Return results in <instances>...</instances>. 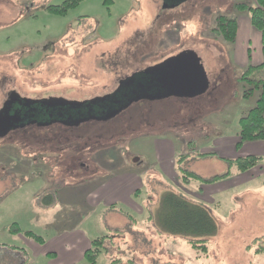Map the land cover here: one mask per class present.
I'll return each instance as SVG.
<instances>
[{
    "label": "rangeland",
    "instance_id": "obj_1",
    "mask_svg": "<svg viewBox=\"0 0 264 264\" xmlns=\"http://www.w3.org/2000/svg\"><path fill=\"white\" fill-rule=\"evenodd\" d=\"M63 1L0 0V103L12 88L73 103L113 100L125 79L188 50L203 60L211 87L195 99H144L109 120L55 126L38 140L23 133L0 139V264L26 259L2 248H28L26 232L51 240L74 228L84 238L56 264H88L82 253L102 237L98 264H264L256 253L264 237V147L243 149L244 157L262 158L258 167L208 182L228 172L223 158L239 157L240 120L259 97V91L244 97L253 86L242 77L243 64L264 62L260 32L248 10L236 9L256 0H113L109 7L86 0L65 17L46 11ZM222 15L238 20L233 44L215 31ZM42 45L44 52L34 50ZM253 78L264 79V70ZM173 152L187 156L181 169L201 179L186 183ZM209 152L219 156H200ZM113 176H125L122 188L101 190ZM167 191L211 211L218 232L204 239L206 254L191 242L201 239L162 234L151 220ZM48 195L56 198L50 207ZM111 199L120 200L116 207L107 205ZM13 224L21 230L14 236ZM29 256V264H52L35 251Z\"/></svg>",
    "mask_w": 264,
    "mask_h": 264
},
{
    "label": "trees",
    "instance_id": "obj_2",
    "mask_svg": "<svg viewBox=\"0 0 264 264\" xmlns=\"http://www.w3.org/2000/svg\"><path fill=\"white\" fill-rule=\"evenodd\" d=\"M86 0H64L61 5L48 6L46 11L52 15L65 17L69 11L77 8L82 2ZM105 6H111L114 4L113 0H103ZM236 9L238 11L248 10L250 13V24L260 32L262 53L264 56V0H256V6L250 7L247 4H237ZM238 20L229 18L222 15L216 19V33L222 37L227 43H234L238 34ZM264 70V62L258 67L249 66L245 71L242 80L248 81L253 87L246 90L244 93L245 98H249L254 95L255 91H259V97L256 105L240 120V131L238 134L239 142L238 148H241L243 144L249 142L263 141L264 142V79H251L253 75ZM106 98V97H105ZM110 96H107L106 100H111ZM119 99V98H118ZM98 104H102L99 103ZM133 104V103H132ZM131 106V105H130ZM96 116H103V114H97ZM93 120V119H91ZM67 122V124H72ZM70 126V125H65ZM200 156H206L205 154ZM187 156L182 155L178 157L177 165L180 171L184 174V180L186 183L190 180H200V178L190 172H186L181 169L182 164ZM262 158L256 156H246L231 160L228 163L230 167L240 173L244 174L261 164ZM222 177H214L208 182H216ZM140 192H136L137 197ZM45 204L51 205L54 202V196L48 195L45 199ZM155 226L160 233L191 237L194 239H201L199 241L192 240L194 248H200L203 254L207 253L205 238L212 237L217 234L218 227L211 211L205 206L204 203L195 200L187 199L172 191L163 193L157 212L151 217ZM11 233H20L21 230L17 224L9 230ZM24 235L30 239H33L38 244L44 245L45 239L36 235L33 232H26ZM106 237L99 238L92 242V248L85 253V260L88 264H98V258L101 254L102 248L105 247ZM260 247L256 253L264 254V237L261 240ZM26 254L23 249H20ZM121 259H116L110 264H121Z\"/></svg>",
    "mask_w": 264,
    "mask_h": 264
},
{
    "label": "flooded vegetation",
    "instance_id": "obj_3",
    "mask_svg": "<svg viewBox=\"0 0 264 264\" xmlns=\"http://www.w3.org/2000/svg\"><path fill=\"white\" fill-rule=\"evenodd\" d=\"M44 50H46L44 45L37 47V52H44ZM166 70V67H159L153 72H145L142 76H138V73L133 74L121 83L120 87L125 85L126 88L120 89L122 95L119 99L99 102L102 104H86L77 109H71L69 106L63 107L61 97L46 98L41 94L26 95L14 88L9 89L0 103V135L4 133L0 139L10 134L23 133L28 139L37 138L38 140L44 137V131L47 129L64 126L65 120L72 122L82 117H93L116 110L138 97L163 94L168 87L167 82L162 78ZM30 129L34 132L28 133ZM31 149L34 150V148ZM42 166L45 165L42 164ZM44 173L50 178L48 171ZM44 173L40 175L44 176Z\"/></svg>",
    "mask_w": 264,
    "mask_h": 264
},
{
    "label": "water",
    "instance_id": "obj_4",
    "mask_svg": "<svg viewBox=\"0 0 264 264\" xmlns=\"http://www.w3.org/2000/svg\"><path fill=\"white\" fill-rule=\"evenodd\" d=\"M159 67H166V72L163 74V80L167 82V89L163 94L154 95L149 94L144 97H138L132 101H128L127 104L120 106L116 110L104 113L103 116H93V117H82L78 120H74L72 124H67V120L63 122L64 125L78 126L83 122L93 120H109L117 116L124 109L128 108L132 103L138 102L140 100H161L170 97H180L184 99H195L205 93L211 87V83L203 65V60L195 51H183L177 56H174L162 65L155 68L149 69L147 72H153ZM146 72V73H147ZM160 82V81H159ZM106 98H98L96 100H91L90 102L83 103H73L62 100V106H69L71 109L81 108L86 104H96L98 102H103ZM4 134V133H3ZM0 135V137L3 136Z\"/></svg>",
    "mask_w": 264,
    "mask_h": 264
},
{
    "label": "crops",
    "instance_id": "obj_5",
    "mask_svg": "<svg viewBox=\"0 0 264 264\" xmlns=\"http://www.w3.org/2000/svg\"><path fill=\"white\" fill-rule=\"evenodd\" d=\"M238 33H239V31H238ZM36 49H37V47L34 48V50H36ZM261 64H258V65H255V66L252 65V67H258ZM243 65L246 66L244 69H247L248 63H245ZM182 99H184V98H182ZM238 142H239V140H238ZM238 142L235 143V150L237 152L236 154L239 155L238 158L244 157L243 156V149H244V146L246 144L255 143V144H258L259 146H263L264 147V142L263 141H256V142L245 143V144H243V146L241 148H238ZM205 155L208 156V157L209 156H212V157L219 156L215 152L214 153H211V152L205 153ZM206 156H204V157H206ZM250 156H255V155H250ZM171 158H172L171 161L173 162V164L176 167L178 157H177V155H176L175 152L172 153ZM238 158H225V159L223 158V160L228 164L229 169H228V172L226 174H224V176H218V177H222V178H226L227 179V178H234V177H237V176L242 175V174L234 171L230 167V164L228 163L229 161H231V160L233 161V160H236ZM127 174H129L127 176H128V179H130L131 181L142 180L141 177L138 175V173H133V174L127 173ZM193 174L197 175L196 173H193ZM197 176L201 179V177L199 175H197ZM124 177L125 176H118V177L117 176H113V177H111L110 178V181L109 180H108L109 182L107 181L108 182L107 185L105 187L103 185V187L101 188V190L104 189V188H106V187H108V186H110V185H118L115 188V190H119L120 188H122V186H120L119 183H121V182L124 181ZM141 188H142V185L141 186H138L134 191L131 192L130 196L133 198L135 196L136 192H140L141 191ZM54 200H55L54 201V204H56V198H55V196H54ZM104 200H106V199H104ZM119 201L120 200H118V199H115V200H112L111 199V200H108L107 205H110L112 207H116L117 206V203ZM202 203H204V202H202ZM45 205L47 207H50L53 204H51V205L45 204ZM14 235H16V234H12V236H14ZM77 237L81 241V239L84 238V234L81 233V230L79 228H74V229H72L70 231H64L63 233L60 232L59 234L55 235L51 240L44 238L45 239V242H46L44 245L38 244L33 239H26V241H25L26 244L25 245H27L28 248H21L22 246L21 247H17V246H12V247H9L8 246L7 247V246H5V247H2V248H6L8 250L15 251V252L20 251V253L24 254V256H25L26 259L23 260L20 264H29L30 259H31L30 256H29V251H31V252L32 251H35L40 258L46 259L48 261H52V264H56V263H58V262H60L62 260V253L63 252L64 253H68V252L72 251L75 248V246L77 245V243L76 242H73V241ZM26 238H28V237H26ZM20 249H23L26 252V254L24 252H22ZM89 249L90 248L84 250V252L82 253V257L83 258L85 256V253ZM71 264H76V263H75V261H73V262H71Z\"/></svg>",
    "mask_w": 264,
    "mask_h": 264
}]
</instances>
